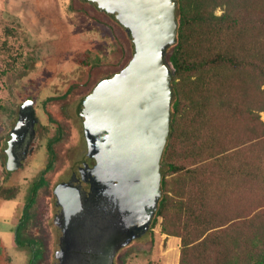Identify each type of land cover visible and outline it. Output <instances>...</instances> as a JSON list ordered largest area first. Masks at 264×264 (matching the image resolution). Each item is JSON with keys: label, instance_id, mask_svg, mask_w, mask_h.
<instances>
[{"label": "trees", "instance_id": "16d2710c", "mask_svg": "<svg viewBox=\"0 0 264 264\" xmlns=\"http://www.w3.org/2000/svg\"><path fill=\"white\" fill-rule=\"evenodd\" d=\"M176 13L171 126L152 224L171 199L180 264H264V0H178ZM42 182L32 185L17 240Z\"/></svg>", "mask_w": 264, "mask_h": 264}, {"label": "rangeland", "instance_id": "374dc122", "mask_svg": "<svg viewBox=\"0 0 264 264\" xmlns=\"http://www.w3.org/2000/svg\"><path fill=\"white\" fill-rule=\"evenodd\" d=\"M101 19L110 22V29ZM80 31L87 32L84 43L76 39ZM89 42L92 47L84 49ZM118 42L127 50L122 62ZM176 43L167 51L169 65ZM129 56L132 44L125 31L85 0H0V264H29L33 255L34 264H56L62 231L55 223L54 190L71 178L88 151L79 103L106 74L123 68ZM30 100L39 117V139L24 164L10 171L6 138ZM260 116L264 121V111ZM40 177L21 228L26 239L17 240L32 185ZM171 203L167 218L158 216L146 234L120 250L114 264H180L182 238L170 231L178 221ZM244 256L245 251L237 252L238 260Z\"/></svg>", "mask_w": 264, "mask_h": 264}, {"label": "water", "instance_id": "95a60500", "mask_svg": "<svg viewBox=\"0 0 264 264\" xmlns=\"http://www.w3.org/2000/svg\"><path fill=\"white\" fill-rule=\"evenodd\" d=\"M122 25L132 57L78 106L88 151L54 190L61 228L56 264H114L122 245L147 233L162 196L161 159L171 126L178 0H89ZM26 101L6 138V167L20 168L39 136Z\"/></svg>", "mask_w": 264, "mask_h": 264}, {"label": "flooded vegetation", "instance_id": "af4514ba", "mask_svg": "<svg viewBox=\"0 0 264 264\" xmlns=\"http://www.w3.org/2000/svg\"><path fill=\"white\" fill-rule=\"evenodd\" d=\"M42 1V3L44 4V3H46V2H48L49 0H41ZM56 2H57V0H56ZM85 2H89V3H91L92 5H93V7H95L97 10H99L100 12H102L107 18H109L111 21H113V22H115L116 24H118L124 31H125V29L122 27V25H120L119 23H117L116 21H114L108 14H106L104 11H102V10H100V9H98L91 1H89V0H85ZM100 22L102 23V24H104V26L106 25V26H108L107 27V29H110V27L112 26L111 24H110V22L109 21H104V19H101L100 20ZM105 26V27H106ZM125 33L127 34V32L125 31ZM127 36H128V34H127ZM68 37H70L71 38V35H70V33H69V35H68ZM68 37L67 38H62V39H64V43L66 44V43H68ZM76 39H77V37H76ZM128 39H129V37H128ZM130 40V39H129ZM78 41H80V40H78ZM93 41V40H92ZM89 46H92V45H89ZM130 47V46H129ZM91 48V47H90ZM109 65V64H108ZM110 74V73H109ZM109 74H106V75H109ZM49 145H50V143H49ZM35 147H34V149H33V151L35 150V148H36V144L34 145ZM32 151V152H33ZM22 235V234H21ZM139 238V237H138ZM26 239V238H25ZM135 239H137V238H135ZM135 239H133V240H135ZM133 240H131L130 242H128V243H126V244H124V245H122L121 247H119V249L116 251V254H115V257H114V263H115V259H116V257H117V255L119 254V252H120V250H122L124 247H126V246H128V245H130L131 244V242L133 241ZM59 252V253H58ZM57 253H58V255H60L61 254V252H60V248H59V250L57 251ZM70 264H73V263H70Z\"/></svg>", "mask_w": 264, "mask_h": 264}, {"label": "crops", "instance_id": "0c3cea01", "mask_svg": "<svg viewBox=\"0 0 264 264\" xmlns=\"http://www.w3.org/2000/svg\"><path fill=\"white\" fill-rule=\"evenodd\" d=\"M105 26H106V25H105ZM107 27H108V26H106V28H107ZM108 28H109V27H108ZM107 33L109 34L110 32L107 31ZM75 36L78 38V40H80L79 42L84 43V42L87 41V32H86V33H83L82 31H80V32H78L77 34H75ZM97 40H98V39L94 37L93 41L96 42ZM91 43H93V42H89V43L87 44V46L84 47V49H90V47H92V46H89V45H92ZM123 44H124V43L118 42V45H119V47L121 48V52H122L120 58L118 59L119 62H120V61H121V62L124 61V59H125V52H127V50H126V48L123 46ZM107 48H108V47H107ZM104 64L107 65V64H110V62L107 61V62H104Z\"/></svg>", "mask_w": 264, "mask_h": 264}]
</instances>
